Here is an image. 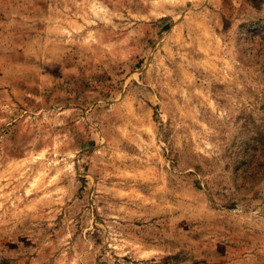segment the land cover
<instances>
[{"label": "rangeland", "instance_id": "obj_1", "mask_svg": "<svg viewBox=\"0 0 264 264\" xmlns=\"http://www.w3.org/2000/svg\"><path fill=\"white\" fill-rule=\"evenodd\" d=\"M0 264H264V0H0Z\"/></svg>", "mask_w": 264, "mask_h": 264}]
</instances>
